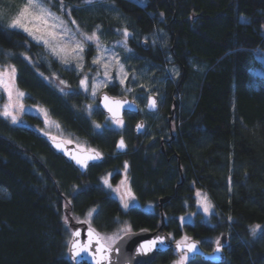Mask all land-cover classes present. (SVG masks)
Instances as JSON below:
<instances>
[{
	"label": "trees",
	"instance_id": "obj_1",
	"mask_svg": "<svg viewBox=\"0 0 264 264\" xmlns=\"http://www.w3.org/2000/svg\"><path fill=\"white\" fill-rule=\"evenodd\" d=\"M21 1L0 3H9L12 11ZM47 3L70 14L81 29H97L106 42L119 37L118 29L129 32L119 55L128 78L133 75L139 84L128 91L117 84L106 88L140 104L146 89L156 92L159 116L147 118V131L135 136V117L127 118L125 135L97 128L102 112L97 106L87 111L76 71L23 30L7 28L0 15V63L15 67L24 101L42 105L69 136L66 141L103 153L102 161L81 172L41 134L0 115V264H87L75 263L67 253L70 232L63 215L84 217L92 207L91 224L100 232L126 217L134 230L155 229L163 220L161 229L173 240L187 234L205 251L213 238L225 240L220 262L196 254L187 264H264V75L253 73L261 65L257 49H264V0ZM91 53L87 44L86 65ZM53 72L66 79L68 90L47 78ZM25 115L41 124L39 117ZM119 135L126 139L124 153L114 148ZM124 162L134 196L141 204L152 202L151 209L124 210L103 186L102 175L114 170V178ZM197 188L212 202L207 218L195 209ZM186 213L192 220L180 222ZM255 225L261 227L254 234ZM174 257L172 249L148 264H168Z\"/></svg>",
	"mask_w": 264,
	"mask_h": 264
},
{
	"label": "rangeland",
	"instance_id": "obj_2",
	"mask_svg": "<svg viewBox=\"0 0 264 264\" xmlns=\"http://www.w3.org/2000/svg\"><path fill=\"white\" fill-rule=\"evenodd\" d=\"M135 1H137L139 3L144 2V0H135ZM43 2H44L45 7L50 9V11L55 14V16L60 18V20H55V21H53V20H51V18H49V25H51L52 23L60 24L61 20L63 21V24L60 25L59 28L55 29V31L59 34L55 40H52L50 37H48L47 31L36 32V35L37 36L44 35L46 39H49V42L53 47H57V46L65 47L66 52L68 53V55L66 56L68 62L65 63L61 59L60 56L54 55L51 48L46 46L43 43V41H38V40L34 39L32 36L31 37L34 40L40 42L61 63V65L63 67H69V68L74 69L76 71V73L78 74L77 86L87 96V111L88 112H91L92 109L97 106L95 97H96L97 93L101 89L106 88V86H108L110 84H117L116 86L118 88H120V89L123 88L125 91H128L130 88H133L134 83L139 84L133 78V75L128 78L129 73L126 70L124 63L120 59L119 51L122 48L121 45H125V40H126V37L124 35V32L126 30L125 28L117 30V33H119V37L117 39H114L110 42H106L101 37V35L98 33L97 29H94L92 31H85V30L81 29V27L78 25L76 20L73 17H71L70 14L67 15V13H66V15H65L63 10H61V9L59 10V12L52 9L49 6V4L47 3V0H43ZM25 3H26V0H22L18 4L17 8H15L12 11H10L8 8L9 3H7L6 5H4L3 3H0V15L5 16L6 23H7L8 20H10V18L14 17L18 13L20 7L22 5H24ZM60 6H61V8H63L62 4H60ZM244 18L245 17L243 15H241V19H244ZM73 21H74V23H73ZM261 30H262V33H264V23L261 25ZM93 33H95L96 36L98 37V41L97 40L89 41V40L85 39V36L92 35ZM127 33L129 35L128 31H127ZM77 42H80L83 44V52L80 53V56H77L76 53L72 52V49L75 47ZM87 44H90L92 46V53H91V58L89 59V63L86 65L85 57H84V48ZM97 45H99V46H97ZM61 55H65V53H61ZM81 56H82V59L80 58ZM257 56L261 62V65L255 67L253 69V73L264 75V49H257ZM94 59H98L99 62L93 63ZM105 65H107L108 67L105 68L104 67ZM11 67H13V66L7 62L0 63V71H4L5 69L10 71ZM121 67H122L123 71H121ZM105 73H107V75ZM86 77H87V84H88L87 90H85V88L80 83V81L85 79ZM47 78L55 86H57V88H59V90H61V91L69 89V84L66 81V79H63V78L58 79L59 77L57 76V73H54L53 75L48 76ZM121 80H123L124 82L121 83ZM93 85H100V87H98L96 89V95L95 96L92 95ZM146 90H147L146 94L148 95V93L150 92V89H146ZM17 92H23L24 93V91L21 90L15 84V81H14V82H12V98L10 100L8 92L5 91L2 86H0V112L3 111L4 105L12 104L13 105L12 111L14 114L17 115V121L15 123H13L11 118H8V119L13 124H21L23 121H28L29 123H31V121L27 118L28 116L25 115L26 113H28V114H31L35 117H39L41 119V124H38L37 122L31 123L33 126H35L36 129L43 131L45 133H48L54 137H60V138L68 139L69 136L67 134L63 133L59 123L54 118H52L50 116V114L47 112V110L42 105L35 104V103H26L24 101L25 93L22 97H18ZM124 94H126V93H124ZM146 94L143 93V96H142L143 101H145V99H146ZM116 95H122V94L117 93ZM134 99H136L138 101V99L136 97ZM139 102H140V100H139ZM19 105H23L22 110L20 109ZM158 116H159V112H156V111L150 113V115L148 114V117H151V118L158 117ZM97 124L100 125V127L102 125H104L106 127L120 129V131L123 132V135H125V133L126 134L129 133L128 132L129 128L127 127V121H125V120H123V125L120 126V125L116 124L112 118L103 117L101 124H99V123H97ZM147 127H148L147 124H145L143 126V129L141 130L142 133H145L147 131ZM78 146L82 147V148H90V146L84 145L81 142L78 143ZM125 165H126V163L124 162L123 167L119 169L118 175L115 176L114 178H113V176L115 175L114 170H110V171L104 173L102 175V178H101V182H102L103 186L115 198L118 199V201L120 202V204L124 210H126L127 208L124 207V205L121 201V196L124 194L125 187L123 185H121L120 182L122 180H125V178H127V186H129V180H128ZM105 179L108 180V184L104 183ZM109 184L111 185V187H109ZM117 188H119V192L115 191V189H117ZM198 192L201 194V196H197ZM202 196H206L208 202L212 205V202H211L210 198L208 197V195L204 191L197 188L195 190V209L207 218L213 210V205L210 208L209 213H207V214L204 213L203 208L200 207L198 204V201L200 200V198ZM132 205H137V206L142 207L144 209H151L153 206L152 202H148V201L145 202L144 204H141L137 200V198L134 201H129V207ZM93 209H94V207L91 208V210H93ZM89 211L90 210H88V212L86 213V215L84 217L67 216L65 214L63 215L64 222H65V218H67V223L65 222V224L68 226L70 235H71V231L74 228V226L79 224V223H83V221H85V220L89 221V223H83V224H86V225L90 224V226H93L91 224V217L88 216ZM181 217H184L183 221L192 220L193 214L192 213H186V214L179 215V221L180 222H182V220L180 219ZM125 225H130V223L126 217H121L118 219V223L114 229H112L111 231H107V232H100L99 231V234L102 238H106L108 236H113V235H117L119 237L122 233H124V232L120 231V229H122ZM185 236L191 238V236L184 234L182 237H180L178 239H174V241L181 240ZM69 238H70V236H69ZM217 239L225 242V240L222 239V237L213 238L212 247L216 243ZM68 241H69V239H68ZM103 241L106 242L107 244H112L111 241H107L106 239H103ZM173 250L175 251V257L168 264H173V262L179 256L178 251H176L175 249H173Z\"/></svg>",
	"mask_w": 264,
	"mask_h": 264
},
{
	"label": "snow or ice",
	"instance_id": "obj_3",
	"mask_svg": "<svg viewBox=\"0 0 264 264\" xmlns=\"http://www.w3.org/2000/svg\"><path fill=\"white\" fill-rule=\"evenodd\" d=\"M49 18L51 20H60L59 17L55 16L54 13L50 11L47 7H45L43 0H26V3L22 5L18 11V13L10 18L8 22L6 23V27L9 29H22L24 32L28 33V35L32 36L34 39L38 41H43V43L50 47L53 54L60 56L61 59L67 63L66 56L68 53L66 52V48L63 46H57L53 47L49 39H46L44 35H36V32L40 31H47L48 37H50L52 40H55L57 36L59 35L55 29L59 28L60 25L63 24V21H60V24L52 23L49 25ZM3 21L0 19V24H2ZM74 23V21H73ZM125 37H127L128 33L125 30L124 32ZM86 40L93 41L97 40L98 37L95 33L89 36H85ZM99 46V45H97ZM78 50V51H77ZM72 52L76 53L77 56H80V53L83 52V44L80 42H77L75 47L72 49ZM61 53H65V55H61ZM82 59V56L80 57ZM98 59H94L93 63H98ZM105 68L108 66L105 65ZM121 71H123L121 67ZM15 67H11L10 71L5 69L4 71H0V86L4 88L5 91L8 92L9 99L12 98V82L15 80ZM107 75V73H105ZM124 81L121 80V83ZM81 85L87 90L88 84H87V77L80 81ZM100 87V85H93L92 87V95H96V89ZM24 95L23 92H17L18 97H22ZM105 104L104 107L107 108L108 112L111 113L112 119L114 122L120 126L123 125V120L120 118L119 109L122 106V101L120 100H113L112 98L105 95L103 97ZM12 104H6L4 105L3 111L0 112V115H3L5 118H11L12 122L15 123L17 121V115L13 113L12 111ZM20 109H23V105H19ZM150 107L155 108L156 107V101L150 100ZM97 128L100 127V125H96ZM142 125H137V128L140 129ZM57 147H60V145H57ZM117 147L120 149H123L125 147L124 140L121 139L119 143L117 144ZM101 154L96 151L95 149H89L87 150L86 154L84 155V158H78L73 157L76 159V162L80 164L83 167L87 166L88 160H96L99 159ZM127 168V165H125ZM105 184H108V180H104ZM121 185L125 187L124 194L121 196V201L125 208L129 207V201H134L136 198L129 186H127V178L125 180H122ZM109 187L111 185L109 184ZM115 191L119 192V188L115 189ZM197 196H201V194L198 192ZM198 204L200 207L203 208L204 213H209L210 208L212 205L208 202L206 196H202L200 200L198 201ZM95 211V209L90 210L88 213V216L91 217L92 212ZM182 221L184 220V217L180 218ZM65 222L67 223V218H65ZM83 223H89V221L85 220ZM260 225H255L252 227V232L255 234V232L260 229ZM120 231L127 234L131 231L130 225H125ZM74 238H78L81 236L80 231H75L72 233ZM119 237L117 235L108 236L106 238H102L98 233H95V230L91 228L89 224L88 232H87V240L81 241L80 239H73L69 241L70 248L69 252L72 254V258L75 259L82 254H87L92 257L95 264H104L106 261H110L109 253L112 251L111 244L101 243L102 239H106L107 241H111L112 243H115V240ZM93 240L95 241V244H93ZM163 244L164 238L163 237H156L155 239L148 240L145 243L141 244L139 249L137 250L141 254H147L151 252L157 244ZM217 248L215 249L216 252L221 251L220 247V240L217 239L216 241ZM176 250L179 253L178 258L173 262V264H187L189 261V254L194 253L198 250L197 248V242H192L191 239L187 236L183 237L181 240L176 241Z\"/></svg>",
	"mask_w": 264,
	"mask_h": 264
},
{
	"label": "water",
	"instance_id": "obj_4",
	"mask_svg": "<svg viewBox=\"0 0 264 264\" xmlns=\"http://www.w3.org/2000/svg\"><path fill=\"white\" fill-rule=\"evenodd\" d=\"M107 95L108 97L112 98L113 100H120L122 101V106L119 109L120 117L123 116L124 112H133V113H139L140 108L139 105L137 104V101L125 94L122 95H112L106 88L101 89L96 97V103L97 107L99 110L104 113L109 115L111 118V113L108 112L107 108L104 107L105 101L103 97ZM150 100H155L156 101V107L152 108L150 107ZM158 94L156 92H151L146 96V101H145V109L148 111H155L158 107ZM137 125H142V120L139 119L134 123V130L133 133L135 135H138L141 132V129L137 128ZM20 126L22 128L28 129V130H33L34 132L41 134L49 143L50 148L52 151L55 153L61 155L66 161L71 163L75 168H77L79 171L84 172L89 165L93 163H98L102 161L103 155L100 156L99 159L96 160H88L87 161V166L83 167L80 164L76 162V159L73 157H78V158H84V155L86 154L87 150L89 148H80L78 147L74 142H68L64 140L63 138H56L54 136H51L50 134L41 132L40 130L36 129L31 123L28 121H23ZM123 139L125 143V147L123 149H120L117 147V144L119 141ZM57 145H60V147H57ZM115 150L118 153H124L127 150V143L124 139L123 135H119L115 141ZM96 150V149H95ZM97 151V150H96ZM167 196L161 197L158 200V205L161 207V204L163 201L167 200ZM163 223V220L161 224ZM161 224L155 228V229H148V228H142V229H131L130 232L127 234L122 233L118 239L115 240V243L111 244L112 251L109 253L110 256V261L104 262V264H148L154 258L158 253L161 252H166L170 251L172 249L176 250V241L173 240L172 236L169 234V232L161 229ZM89 225L79 223L74 226V228L71 231V235L69 238L70 240L73 239H80L82 242L87 240V232H88ZM95 230V233H98V230L91 226ZM80 231L81 236L78 238H74L72 233L75 231ZM100 235V234H99ZM163 237L164 238V243L163 244H157V246L149 253L141 254L137 250L139 249L140 245L145 243L148 240L155 239L156 237ZM192 242H197V248L198 250L194 253H190V256L193 255H201V257L205 260H208L210 262H220L224 258V245L225 242L220 241V247L221 251L216 252L215 249L217 248V244L215 243L214 246L211 248L209 251H205L200 242L194 238H190ZM67 244V253L68 255L72 258L71 252H69L70 244ZM101 243H106L101 240ZM93 244H95V241L93 240ZM107 244V243H106ZM177 251V250H176ZM72 260L75 263H80V262H85L87 264H95L94 260L92 259L91 256L87 254H82L81 256L73 259Z\"/></svg>",
	"mask_w": 264,
	"mask_h": 264
},
{
	"label": "flooded vegetation",
	"instance_id": "obj_5",
	"mask_svg": "<svg viewBox=\"0 0 264 264\" xmlns=\"http://www.w3.org/2000/svg\"><path fill=\"white\" fill-rule=\"evenodd\" d=\"M107 89V88H106ZM108 90V89H107ZM109 91V90H108ZM110 92V91H109ZM112 95H114V96H116V94H112ZM126 95V94H125ZM136 100V99H135ZM137 101V100H136ZM145 101H146V99H145ZM157 103H158V107H157V109L155 110L156 112H158L159 111V107H160V105H159V95H158V101H157ZM137 104L139 105V108H140V111H139V113H133V112H124V114H123V116L122 117H120L122 120H125V121H127V118L128 117H135V121H134V123L137 121V120H139V119H141L142 120V129H143V126L145 125V124H147L146 123V120H147V118H149L148 117V114L150 115V113H152V112H154V111H148V110H146L145 109V102L143 103V104H140L138 101H137ZM169 111L171 112V115H169V121H168V125H169V127H170V131H172V126H173V124H172V120H171V117L173 116V114H174V111H173V109H172V107L171 108H169ZM102 115H103V117H110L109 115H107V114H104V113H102ZM111 118V117H110ZM141 129V130H142ZM142 132V131H141ZM140 132V133H141ZM139 133V134H140ZM138 134V135H139ZM134 136H135V134H134ZM125 139V138H124ZM125 141H126V139H125ZM89 149H92V148H89ZM97 150V149H96ZM101 155H103V153L102 152H100L99 150H97Z\"/></svg>",
	"mask_w": 264,
	"mask_h": 264
}]
</instances>
